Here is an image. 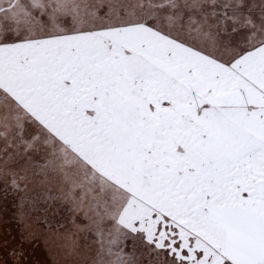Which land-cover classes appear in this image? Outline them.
Here are the masks:
<instances>
[{
    "label": "snow or ice",
    "instance_id": "obj_1",
    "mask_svg": "<svg viewBox=\"0 0 264 264\" xmlns=\"http://www.w3.org/2000/svg\"><path fill=\"white\" fill-rule=\"evenodd\" d=\"M0 264H264V0H0Z\"/></svg>",
    "mask_w": 264,
    "mask_h": 264
}]
</instances>
